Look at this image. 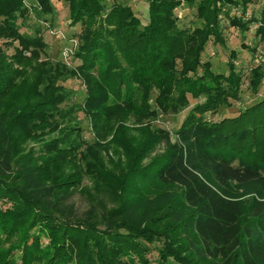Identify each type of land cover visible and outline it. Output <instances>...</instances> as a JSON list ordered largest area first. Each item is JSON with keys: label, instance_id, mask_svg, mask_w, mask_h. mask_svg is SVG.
<instances>
[{"label": "trees", "instance_id": "16d2710c", "mask_svg": "<svg viewBox=\"0 0 264 264\" xmlns=\"http://www.w3.org/2000/svg\"><path fill=\"white\" fill-rule=\"evenodd\" d=\"M40 1L38 14L55 12L52 0ZM63 1L71 25L82 26L72 66L43 58L48 44L41 29L28 33L18 23L32 14L23 0H0V40L18 41L0 44V201L11 202L0 206V264H191L171 237L149 225L165 219L183 235L193 260L264 264V96L235 116L209 119L208 112L240 98L244 76L233 60L236 50L226 73L203 60L209 42L226 45L224 16L243 33L256 26V43L242 45L253 55L262 46L264 57V4L247 18L255 0H147L143 20L120 0ZM184 5L195 8L199 23L192 28L179 23L177 10ZM71 78L82 81L85 96L66 107L74 92L64 83ZM263 82L264 61L252 68L249 86L257 93ZM153 91L165 113L189 106L190 97L204 98L175 137L156 132V142L165 140L167 147L146 175L149 167L138 166L150 143L126 131L125 121L155 115L148 102ZM81 112L91 140L84 137ZM111 135L131 155L124 178L113 175L109 166L117 165L112 160L108 166L101 155ZM69 163L78 180L73 186L83 180V168L94 182L82 191L88 205L83 213L73 190L45 181L47 172ZM150 177L178 193L125 196L129 178L141 186ZM99 181L120 187L119 207L98 209ZM10 237L11 248L4 247ZM157 242L155 260L151 246Z\"/></svg>", "mask_w": 264, "mask_h": 264}, {"label": "rangeland", "instance_id": "374dc122", "mask_svg": "<svg viewBox=\"0 0 264 264\" xmlns=\"http://www.w3.org/2000/svg\"><path fill=\"white\" fill-rule=\"evenodd\" d=\"M114 0H106L108 5H111ZM126 3H129L133 9L138 13L143 20H148L149 17V6L147 0H120ZM56 10L52 14H38L35 10H38L39 7H43L40 0H23V5L29 9L31 17L27 18H19L18 23L22 24L23 30L28 33H33L35 29H41V34L43 38L47 41V49L43 55V58H50L52 60H61L66 62L68 65L72 66L77 64L78 61L73 59V53L80 45V32L82 30L81 24L71 25L70 11L68 4H65L63 0H52ZM264 0H255L253 4L249 6L247 18L251 17V14L259 15L263 8ZM39 11V10H38ZM40 12V11H39ZM237 12V11H233ZM238 13V12H237ZM29 14V15H30ZM177 14L179 15V23L181 26L185 27H193L199 23L195 15V8L188 7L186 5L181 6L177 10ZM241 13L239 12L238 15ZM227 17L224 16L223 27H224V36L226 39V45L216 44L214 41L209 42L204 54L203 60H210L212 62V67L215 71L219 72H228V62L230 58L231 50H236L238 52V56L233 60L237 64L238 70L243 73L244 81L241 90V96L237 100H232V104L230 106H222L216 112L210 111L207 113V117L213 120H219L224 116H235L240 111H242L246 106H249L264 96V82L260 86L259 91L254 93L250 86V75L252 68L262 63L264 61V57L262 55V46H259L258 53L253 55L247 48L243 47V43L245 45L253 46L256 43L255 38V30L256 26H253L251 30L247 32H242L240 29L233 27L230 25ZM53 30H57L60 33L53 34ZM14 41L12 38H8L5 40H0V44L3 45L4 42H12ZM14 45L18 44V41L12 42ZM13 51V47L10 48ZM42 59H40L41 61ZM75 62V63H74ZM23 69V67H20ZM70 90L74 92L73 98L70 101H67L66 107L71 106L74 103H81L85 96V86L82 81L77 78H71L64 83ZM156 91H153V95L148 98L149 104L156 109L155 115L143 117L141 120L130 117L127 121H125L127 127L129 128L126 131H132L134 135H138L141 141L147 140L149 141L148 148L143 154L141 162L138 167L146 166L148 169H144L145 174L151 175L153 171L152 162L162 153H164L165 148L167 147L166 141L156 142V138L158 137L157 133H161L163 131H170V135L175 137V131L180 127L183 119L187 116V114L195 107L198 101L203 100L204 97H200L198 100L190 97V105L180 109L178 112H169L165 113V111L158 107L157 103H155ZM79 120L81 124L85 127L84 137L87 140L92 139V133L90 131V126L88 127V120L84 118V114L81 112L78 114ZM137 129V130H136ZM113 136L111 135L110 139ZM151 141V142H150ZM32 144V142H30ZM36 144V143H35ZM38 143L36 144V147ZM108 151L101 152L104 161L109 162L108 166L111 165L112 160L117 165L116 167H111L113 171V175L119 178H124V174L129 171L131 160L129 154L123 150L118 143L112 139L107 145ZM141 145L138 147V149ZM23 149H28V145ZM101 151V150H100ZM81 163V162H80ZM51 174L47 172L45 175L49 177L45 179L50 184H54L57 189L62 191L73 190L75 192L74 201L76 202L77 209L79 213H83L87 208V195H83V189L87 188V186H91L94 184L93 179L89 174H87L86 168H83V180L79 182L78 185L73 186V182H78L75 178L74 171L75 168H72V164H62V167L59 168L57 165ZM81 166V165H80ZM115 168V169H114ZM78 169V168H77ZM45 177V178H46ZM77 177V176H76ZM149 177V176H148ZM152 177V176H151ZM145 180L141 182V186L135 182L133 179H128L126 182V188L130 189L126 192L125 196L129 198L139 197L140 200H145V193L148 196H156L159 191L171 190L174 195L178 193L177 187H162L156 180L152 179ZM102 186L100 190L96 191L98 194V198L100 200L98 204V209L100 211H104V209H115L121 205L124 193H120V187L117 185H112L110 181L102 182ZM68 183V184H66ZM112 185V186H111ZM146 192H145V191ZM143 192V196H142ZM145 197V198H144ZM1 207H10L11 202H8L6 199L0 201ZM152 225L151 228H154L159 233H164L168 237H171L172 247L178 250L182 256H185L191 264H216V262L208 261L205 259H195L192 257V251L187 248L186 240L183 238L182 234H176L174 231L173 224H171L167 219L159 220L155 224L150 223ZM12 237V236H11ZM9 241L3 245L4 247L11 248ZM44 245L49 243V238L47 235H43L42 237ZM161 246V243L157 242L152 245L153 248V259L158 260L159 253L157 252L158 247ZM133 253V252H132ZM193 260V261H192ZM171 264H177L172 259H169ZM43 261L36 260L33 264H42ZM67 264H76L75 262H68Z\"/></svg>", "mask_w": 264, "mask_h": 264}, {"label": "built area", "instance_id": "2783aa9c", "mask_svg": "<svg viewBox=\"0 0 264 264\" xmlns=\"http://www.w3.org/2000/svg\"><path fill=\"white\" fill-rule=\"evenodd\" d=\"M55 33L59 34L60 32L57 30H53V34H55Z\"/></svg>", "mask_w": 264, "mask_h": 264}]
</instances>
